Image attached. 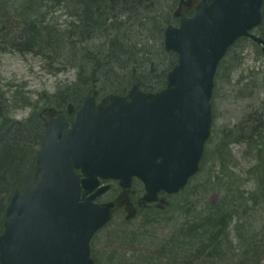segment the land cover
Masks as SVG:
<instances>
[{
	"label": "water",
	"instance_id": "95a60500",
	"mask_svg": "<svg viewBox=\"0 0 264 264\" xmlns=\"http://www.w3.org/2000/svg\"><path fill=\"white\" fill-rule=\"evenodd\" d=\"M264 0H201L192 18L166 30L165 48L179 57L168 86L146 94L134 87L130 101L88 98L69 129L65 117L47 124L38 177L10 208L0 236V264H95L90 243L111 219L113 205H95L101 189L81 203V182L92 191L99 178H133L146 187L143 201L178 193L199 172L211 135V99L220 62L230 47L261 23ZM259 178L264 184V153Z\"/></svg>",
	"mask_w": 264,
	"mask_h": 264
},
{
	"label": "bare ground",
	"instance_id": "6f19581e",
	"mask_svg": "<svg viewBox=\"0 0 264 264\" xmlns=\"http://www.w3.org/2000/svg\"><path fill=\"white\" fill-rule=\"evenodd\" d=\"M95 4V6H89V3ZM126 8H124L125 15L122 14L120 9V0H111L109 3L106 0H0V53L15 52L23 56L34 55L37 57H43L46 61L55 65L54 72L56 73H68L74 71V79L70 82L67 81L65 85H59L57 87L56 96H51L48 102H43V99H33L28 97L24 93L21 86L14 83H4L0 77V158L4 156L5 150L10 145L21 146V148L29 147V154L33 157L32 170L30 177L32 182L24 185L18 191H15V183L10 186L11 191L4 198L3 203V220L2 229L0 230V236H3L6 231L7 215L12 207L16 198H24L27 195L28 187L34 185L38 177V161L43 151V144L47 135L48 119L59 118L61 115L67 119V116L71 114V109L75 111V121L79 119V113L85 107L86 101L90 97H96L98 99L107 100L112 97L124 98L131 94L133 90V81L129 82L135 74H129L133 71V63H139L137 59H131L133 61H127L129 65L128 70H120V66L113 64L114 60L123 59V56H127L129 51L138 50V52L146 51L148 47L143 44L150 45L155 48L153 40L148 38V31L140 28H148L151 18L155 16V12L159 9L161 16L165 19L158 20L159 37L161 39L163 33V42L166 39V30L170 27L164 28L168 25L171 12L174 10L175 3L173 5L165 4L157 7L153 6L149 0H143L139 5H133V0H128ZM123 4V3H122ZM181 5L176 9H180ZM104 14L103 18H100L101 13ZM179 14V12H178ZM156 23V22H155ZM97 27V28H94ZM133 27H137V34L146 37L147 41L138 40L139 35L133 32ZM115 30H111V29ZM151 28V27H149ZM143 30V31H142ZM164 30V31H163ZM109 31V32H108ZM102 32V33H101ZM108 32L107 39H93L92 35L101 34L105 38L104 34ZM255 35L256 40L250 39V37H241L235 43H239L243 40L253 42L257 47L259 55L264 58V9L262 10L261 23L250 32ZM126 36L125 42L120 45L127 49V51L120 52L118 42V35ZM108 39H110L108 41ZM150 39V40H149ZM133 40V41H132ZM155 41V40H154ZM149 49V48H148ZM140 50V51H139ZM98 66L99 71H95V67ZM126 71V72H125ZM121 72H123L121 74ZM134 72V71H133ZM168 86L167 84L163 88ZM6 87V89H5ZM104 90V91H103ZM107 90H111L112 94L106 95ZM214 91L211 99V114L213 119V100ZM103 96V97H102ZM26 113L23 118L19 117L20 113ZM252 131L250 132V139L256 138L264 130V111L256 114L255 119L250 124ZM40 130L39 142L36 136V130ZM24 133L27 136L33 137L28 142H15L6 146H1L4 142L11 141L14 137L20 138ZM42 133V136H41ZM212 134V128H211ZM20 136V137H19ZM22 140H28L26 137H22ZM35 140V142H34ZM34 146V147H33ZM226 145H221L223 148ZM33 147V148H32ZM18 147H15L17 149ZM215 151L216 161L219 163L220 169L223 170L221 183H226V188L217 192L218 197H214L215 202L211 203L210 195L208 198L209 204L219 208V211L226 216V220L223 224V229L214 233L212 237H218V241L221 244L220 250H213L216 256H264L257 247V250L249 251L244 244L240 243V239H248L249 233L242 228V222L248 219V229L250 232L249 218L256 217V212L259 209V200L261 199L264 204V184L258 180V192L248 193L245 196L238 191L237 178L230 173L228 169L229 161L226 159L228 156L221 150ZM31 152V153H30ZM24 153V152H23ZM207 149L205 151V155ZM25 154V153H24ZM212 155V154H211ZM210 155V156H211ZM75 173L79 176L81 182V203H86L93 195L84 197V193L97 192L103 187H107L110 184L102 185V182L111 183V179H100L99 185L92 191H88L83 187L82 181L86 178L81 170H75ZM233 176V177H232ZM219 182V183H220ZM201 188L211 183H203ZM217 184V183H216ZM212 185V184H211ZM212 195V196H213ZM233 202V204H231ZM93 203L98 206H104L97 203V198L93 200ZM227 204H231V209L225 208ZM221 208V209H220ZM168 208L158 211L162 216L166 213ZM166 211V212H165ZM255 214H252L254 213ZM205 216H201L202 223L194 225L192 219L190 224L181 222L184 229L183 234H186V230L190 226H205L203 222ZM133 219V218H132ZM131 219V220H132ZM166 220V219H165ZM113 221V220H112ZM177 220H175L176 222ZM112 223V222H111ZM167 223V222H166ZM192 224V225H191ZM232 224L234 230L232 231ZM172 234L169 236H161V241H168L174 235V229L169 227ZM232 232L233 236H232ZM247 234H246V233ZM114 233L108 234L110 237ZM107 236V238H109ZM134 237V236H133ZM211 237V238H212ZM234 239L239 243L237 246ZM159 240V239H158ZM132 243V244H131ZM132 247L120 245L118 250L112 246V252L114 253H100L97 256H107L106 264H122L128 261L125 256L131 253V256H138V251L143 247L133 246V240L131 241ZM204 245L211 246L212 243L209 238L202 240ZM189 246V245H187ZM195 248H189L188 252H181L179 256L187 257L186 262L191 264H200V262L207 259H199V256H194ZM106 252V251H105ZM258 253V254H257ZM208 254V252H207ZM108 256H110L108 258ZM178 256V255H177ZM174 256H168L171 258ZM213 257V256H212ZM176 259V257H174ZM146 256H140L136 259V264L146 261ZM153 259V258H152ZM151 259V260H152ZM121 260H123L122 263ZM150 260V261H151ZM212 264H219L221 260L211 259ZM154 261V260H152ZM196 262V263H194ZM199 262V263H198ZM241 262V260H240ZM155 263L151 262L149 264Z\"/></svg>",
	"mask_w": 264,
	"mask_h": 264
},
{
	"label": "rangeland",
	"instance_id": "374dc122",
	"mask_svg": "<svg viewBox=\"0 0 264 264\" xmlns=\"http://www.w3.org/2000/svg\"><path fill=\"white\" fill-rule=\"evenodd\" d=\"M137 32L141 31L136 30L135 33L137 34ZM138 40L144 41L143 38H138ZM258 49L260 47H256L251 41H240L230 50L222 66L217 71L212 100V136L207 144V153L201 165L202 171L200 175L190 183L189 187L181 195L166 199L168 210L162 216H158L159 210L155 207L139 209L136 206L138 212L135 218L130 221L126 220L127 212L117 213L112 223L92 243L93 259L96 264H106L107 261V256H97L98 254H109L112 252V246L115 242L107 238L110 233L119 234L120 232L123 236L139 237V243L133 244L137 248L145 245L152 246L151 242L154 240H160L161 236L171 235L172 231H170L169 227L174 229L176 225L182 224L180 219L181 208L188 205L193 192L198 194L200 186L204 185L203 183L215 184L222 181V176L220 175H223V170L220 169L215 155V151L218 148L221 149V145H226L224 150H221L228 156L226 158L229 161L227 170L238 179V191L245 196L248 193H257L259 191L258 154L264 150V130L258 137L250 139L252 130L250 124L255 119L256 114L264 111V58L259 55ZM54 69L55 65H51L43 57L34 55L23 56L8 51L0 53V77L4 86L7 82L18 84L24 88L23 91L28 97H31L32 100L43 99L42 103H47L51 96L57 95L56 91L59 85H65L67 81L70 82L74 79V71L56 73ZM107 91L103 93H106V95L112 94L111 90ZM25 116L26 113L22 112L19 114L20 118ZM115 194V190L114 192L111 191L105 198L114 199ZM143 194L144 188L140 184H136L134 187L135 200H139ZM212 195L210 196L211 198L209 197L212 201L211 203L215 202L214 197L216 199L218 197L217 194ZM199 197L198 194V197L193 198L195 205L196 202H199V207H196L198 210L205 205ZM259 201V206L260 204L262 205L259 207L260 210L252 225L255 236L249 232L248 224L246 227L248 219H245V217L242 222V228L249 233L250 240L254 238L257 247L264 254V204L261 199ZM175 218H178L176 222ZM234 225L232 224V231L234 230ZM144 242L146 243L144 244ZM234 242L239 246L235 239ZM240 243L242 244V239H240ZM118 245L114 244V247L118 249L120 244ZM128 246L132 247L129 243ZM138 257L140 256H131V253H129L128 256H125L128 261L122 264H136ZM146 257L154 259L159 256ZM187 257L190 256H180L178 261L187 264ZM224 258L225 256H223ZM189 264H191L190 261ZM204 264H212V260L207 259ZM219 264H224V260ZM260 264H264V257Z\"/></svg>",
	"mask_w": 264,
	"mask_h": 264
},
{
	"label": "trees",
	"instance_id": "16d2710c",
	"mask_svg": "<svg viewBox=\"0 0 264 264\" xmlns=\"http://www.w3.org/2000/svg\"><path fill=\"white\" fill-rule=\"evenodd\" d=\"M111 0H106L107 3H109ZM143 0H133V5H139ZM121 5L120 9L123 11L120 16L125 15V10L127 4L129 3L128 0H120ZM149 2L152 3V5L159 8L160 5L164 7L165 4H170L174 6V10L171 12L168 25L164 28V30L169 26H175L179 23L178 18V10L176 9L180 6L181 3L183 5L181 6L183 8V11H185L187 16H192L195 12V7L198 5L199 0H149ZM123 3V4H122ZM89 6H95L93 3H89ZM188 6H191V8H188ZM96 7V6H95ZM163 12V11H162ZM159 11V9L156 10L155 16L153 19L151 18V22L149 23V27L151 28H140L145 29L148 31L149 35L147 36L151 40H153V43L155 44V48H153L150 45L143 44L141 41H139L142 45L148 47L146 51L138 52V50L129 51L127 56H123V59H115L113 64L116 66H120V70H128L129 63L127 61H133V59H137L139 63H133V71H130L129 74H135V76H132V79L129 80V82L133 81V86L140 87L145 92H156L159 90H162L166 84H167V75L168 73L177 65L178 63V57L174 53H168L165 51L164 48V42H163V33L161 36V39L158 40L157 36L159 37V30L158 27V20H163L166 17H162ZM101 14L100 18L104 17V14ZM105 18V17H104ZM156 22V23H155ZM94 28H97L94 26ZM137 27H133V32L135 33ZM115 30V29H111ZM163 30V31H164ZM143 31V30H142ZM161 31V30H160ZM109 32V31H108ZM108 32L104 34L105 38L101 34L92 35L93 39H107L109 36ZM102 33V32H101ZM139 35V38L141 39V35ZM144 41H147V38L142 36ZM126 36H120L118 35V46L120 52L127 51V49H124L120 44L122 42H125ZM149 39V40H150ZM110 39H108L109 41ZM155 40V41H154ZM133 41V40H132ZM140 51V50H139ZM223 64V63H222ZM95 71H99L100 69L98 66L95 67ZM126 72V71H125ZM123 72H121L122 74ZM252 131V130H251ZM37 140L39 142V134L40 130L37 129L36 131ZM42 136V133H41ZM20 137V136H19ZM22 137H26L28 140L23 141ZM34 137V136H33ZM31 136H27L26 133H24L20 138L14 137L11 141L4 142L1 146H6L10 143H15L17 141L33 144V142H28L29 140L33 139ZM35 142V140H34ZM35 142V143H36ZM15 147H18L15 149ZM34 147V146H33ZM32 147V148H33ZM224 150V148H223ZM25 154H24V153ZM31 153V152H30ZM4 156L0 158V230L2 229V220H3V209H4V198L7 197V195L10 193L13 183L17 184L15 191H18L20 188H22L24 185L30 184L32 182L30 173L32 170V162L33 157L29 154V147L26 146V148H21V146L17 145H10L7 150L3 153ZM220 182V181H219ZM207 183V182H206ZM226 183H215L205 185L203 188H201V191L199 194V198L201 201L205 204L203 207L198 210L196 207H199V202L195 203L193 202V198L198 197V194H193L190 196V202L186 207L181 208V214L180 219L181 222H185V226L190 224L191 219L192 223L194 225H198V223H202L201 216H205L203 222H205V226H190L188 230H186V234L182 233V230L184 229L183 225H176V228L174 230V235L171 237L170 240L164 241L160 240H154L151 245H145L142 250L138 251V256H159L152 260L155 261V263L152 264H183L179 259V255L181 252H188L189 248L192 249L196 247V250L194 252V256H199V259H218L224 260V264H260L262 262L263 257L262 256H225L223 259V256H216L213 253V250H220L221 244L218 241V237H212L214 233L219 232V230L223 229V224L226 220V216L219 211V208H216L215 206H211L209 204L208 198L211 194L214 192L223 190L226 188ZM197 198V199H199ZM233 204V202L231 203ZM227 204L225 208L231 209L232 205ZM262 204H260L259 207H261ZM221 209V208H220ZM260 209H258L259 212ZM191 211V212H190ZM258 212H256V215H258ZM252 214H255L252 213ZM253 218H249V228L250 233L255 236L252 225L255 222V216H252ZM178 218H175L174 220H177ZM198 222V223H197ZM192 225V224H191ZM109 237V236H108ZM212 237V238H211ZM138 238V239H137ZM143 239V237H141ZM205 238H209L212 245H204L202 243V240ZM109 240H113L117 246L118 244H123L125 246H128V243H131L133 239V244L139 243L140 238L139 237H133L131 238L130 235H122V233L119 232V234L114 233L113 236L111 235ZM146 242H144L145 244ZM113 244V245H114ZM132 244V243H131ZM242 244H244L249 251H256L257 250V244L253 238V240H250V235L248 239H243ZM189 245V246H187ZM117 249V248H116ZM118 250V249H117ZM208 252V254H207ZM261 252V251H260ZM114 253V252H111ZM258 254V253H257ZM178 255V256H177ZM168 256H174V257L168 258ZM213 256V257H212ZM139 258V257H138ZM146 261L141 262V264H149L151 262H154L151 260V257H146ZM151 260V261H150ZM241 260V262H240ZM158 261V262H157ZM123 260H121L120 263H122ZM157 262V263H156ZM203 262H200L202 264ZM185 264V263H184ZM189 264V262H187Z\"/></svg>",
	"mask_w": 264,
	"mask_h": 264
},
{
	"label": "flooded vegetation",
	"instance_id": "af4514ba",
	"mask_svg": "<svg viewBox=\"0 0 264 264\" xmlns=\"http://www.w3.org/2000/svg\"><path fill=\"white\" fill-rule=\"evenodd\" d=\"M56 116H54L53 118H55ZM53 118H49L48 121H51ZM67 121L69 122L70 126H72L74 124L75 121V113L73 114H69L67 116ZM135 182V181H134ZM134 182H132V186L129 190L127 191H123L118 182H111V183H106V182H102V185H106V184H111V189L109 192L115 190L116 194L114 195V199H106V195L104 194L100 197L97 198V203L100 205H107L110 203H113L115 205V208L113 209V216L116 215V213L118 212H127L129 213L128 218H132L135 214H137L138 211V207H147L149 205H144L143 203H141L140 199L139 200H135L134 197ZM95 192L92 193H84V197H87L89 195H93ZM137 201V203H136Z\"/></svg>",
	"mask_w": 264,
	"mask_h": 264
}]
</instances>
